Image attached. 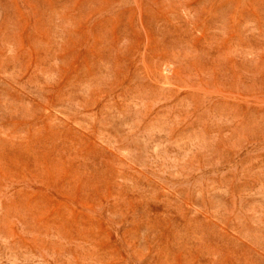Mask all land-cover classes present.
<instances>
[{"label":"rangeland","instance_id":"obj_1","mask_svg":"<svg viewBox=\"0 0 264 264\" xmlns=\"http://www.w3.org/2000/svg\"><path fill=\"white\" fill-rule=\"evenodd\" d=\"M0 264H264V0H0Z\"/></svg>","mask_w":264,"mask_h":264}]
</instances>
